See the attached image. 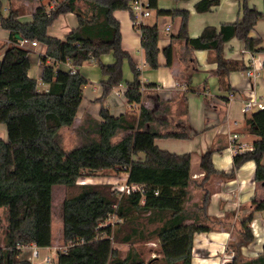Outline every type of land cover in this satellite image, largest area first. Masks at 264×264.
<instances>
[{
  "label": "trees",
  "instance_id": "obj_1",
  "mask_svg": "<svg viewBox=\"0 0 264 264\" xmlns=\"http://www.w3.org/2000/svg\"><path fill=\"white\" fill-rule=\"evenodd\" d=\"M42 1V0H41ZM134 0H59L51 8L37 6L33 20L19 19L20 9L12 3L8 14L0 0V25L8 29L14 43L7 46L0 59V124H5L7 138L0 137V264H33L20 256L18 244L34 243L40 247L52 245L53 186L66 185L63 201L64 243L67 251L59 250L56 264H192L194 237L209 231L213 218L207 214L211 190L202 194V216L188 222L186 201L193 180L190 152L176 153L160 148L157 137H188L186 132H159L146 128L154 119L153 112L142 105L139 115L115 116L108 108L101 109L97 137L67 151L61 145L59 132L73 125L83 99L88 78L80 71L59 67L69 61L81 66L96 60L108 76L100 101L104 102L114 87L124 80L123 64L130 61L134 78L127 82L125 95L131 103L142 101L141 70L132 54L123 47L121 22L115 11L128 10L136 18ZM159 0H148L149 7L160 14L181 16L177 37L191 49H206L217 62L216 74L220 87L233 90L229 75L235 70H247L244 60L227 58L225 43L238 37L252 53L264 51L263 39L250 35L256 23L264 19V11L243 0L242 17L224 23L220 29L208 25L197 37L188 30L189 11L162 9ZM219 0H200L196 7L206 11ZM74 12L78 26L64 38L51 35L49 26L60 15ZM141 45L150 68L160 66L158 25H140ZM18 33L28 41L46 45L42 55V80L48 89L39 90L36 78L29 75L32 49L18 44ZM6 44L1 43L0 47ZM113 52L115 61L104 63L101 57ZM166 64H173L174 50L164 49ZM264 67V60H263ZM249 130L257 135L252 150L234 155L230 172L219 170L213 162L214 148L202 155L205 171L202 184L215 176H233L244 163L255 161L257 180H264V108L247 116ZM126 131L117 141L113 138ZM144 153L143 159L135 156ZM117 170L128 172L127 182L141 184L144 193L132 191L118 196L110 183L79 182L85 174ZM252 208L238 229V239L231 242L232 260L225 264H264L262 253L247 257L242 246L255 236L251 221L256 211L264 209V200L251 202ZM5 208V220L2 211ZM119 218L115 224H105L110 215ZM202 218V220H200ZM5 222V226L3 223ZM159 239V255L146 259L135 247L137 242ZM129 244L125 254L116 244Z\"/></svg>",
  "mask_w": 264,
  "mask_h": 264
},
{
  "label": "crops",
  "instance_id": "obj_2",
  "mask_svg": "<svg viewBox=\"0 0 264 264\" xmlns=\"http://www.w3.org/2000/svg\"><path fill=\"white\" fill-rule=\"evenodd\" d=\"M58 1L3 0L5 13H9L10 3H12L14 7L20 9L19 19L23 22L33 20L38 5L43 4L47 9H51ZM142 1L148 2V0ZM199 1L159 0L158 6L162 9L188 10V30L191 37L199 36L208 25L220 29L222 24L235 22L242 17L243 0H219L217 4L206 11L197 9L196 4ZM247 1L250 6L264 11V0ZM149 10L150 13L140 15V19L141 25H158L160 29V66L156 69L150 68L148 65L145 49L141 45L140 28L134 24L130 12L122 9L115 11L116 17L121 22L123 47L132 54L141 70L142 101L131 103L125 95L127 82L134 78L128 59H125L123 64V82L113 88L104 102L100 101L104 92L102 81L106 80L108 76L102 72L96 60H88L78 67L73 66L69 61L60 62L59 67L80 71L88 78L89 82L84 87L83 99L74 124L68 126V130L65 132H59V136L62 139L66 135L74 137L78 141L91 140L98 135V125L103 120L101 115L103 107L108 108L115 116L125 113L138 116L142 105L149 108L154 114L153 121L147 123L146 128L159 132L188 133V137L185 138L157 137L155 142L162 149L179 154L190 152L192 155L193 180L189 185V194L185 204L189 213L188 222H192L197 216H202L200 209L202 194L206 188L211 190L207 214L213 218L212 221L208 220L212 229L195 234L192 264H225L234 257L231 242L238 239L237 231L252 208V200H264V180L255 178L256 163L251 160L236 170L233 176H215L203 185L202 178L205 171L201 168V159L205 151L214 148L215 167L230 172L234 166V155L237 154L229 148L231 135L238 133L241 140L254 146L257 135L249 130L246 119L258 109L245 112L243 108L246 101L252 98L264 102V79H261L260 69L258 70L259 74L252 77L247 75V70H235L229 75L233 90L221 88L216 74L217 62L214 60L213 53L206 49H191L184 39L177 37L182 17L160 14L156 8L149 7ZM77 26V15L74 12H68L60 15L48 30L51 35L64 38ZM250 35L262 38L264 45V19H260L256 23ZM1 43L6 45L0 47V59L3 58L7 46L14 43L10 31L0 25ZM170 44L173 45L174 57L173 64L168 66L164 49ZM28 47L32 49V66L29 75L37 79L39 90H47L49 85L42 80L43 64L41 61L47 47L41 43ZM224 53L227 58L244 60L250 66L249 69L264 68V51L252 53L246 50L244 42L236 36L225 43ZM101 60L107 64L113 63L115 61L113 52L104 54ZM204 79H207L209 84L202 88H196L195 84L203 82ZM196 94L206 95L204 101L197 106L196 102L189 101L190 97ZM125 133L127 132L120 131L117 134L118 139ZM0 137L7 138L6 125L3 123L0 124ZM135 157L143 159L144 153L140 152ZM123 172L125 173V182H127L128 172ZM251 227L255 238L249 244L242 246V253L247 257H254L264 250V209L255 212ZM53 243L54 240H52V245ZM29 245L35 246L36 244ZM38 247L48 248L50 246Z\"/></svg>",
  "mask_w": 264,
  "mask_h": 264
},
{
  "label": "rangeland",
  "instance_id": "obj_3",
  "mask_svg": "<svg viewBox=\"0 0 264 264\" xmlns=\"http://www.w3.org/2000/svg\"><path fill=\"white\" fill-rule=\"evenodd\" d=\"M260 69V76L261 79H264V68L259 67ZM202 73V72H201ZM205 78H208L204 76ZM209 81L207 79H204L203 82L195 84L196 88H202L204 85H208ZM211 87V85H209ZM197 90V94H198ZM192 95L189 99L192 103L196 102V106L201 104V102L204 101V98L206 95ZM202 100V101H201ZM68 130V126H63L61 128L60 132H65ZM60 134V133H59ZM65 135V134H64ZM68 135V133H67ZM114 141L118 140V136L116 135L113 138ZM61 145L64 147L65 150L70 151L71 149L81 145L85 141H78L74 137H67L65 135V138L59 139ZM110 182L112 186L117 190V194L119 197H121V191H122V186L125 184V173L123 171H117V170H111L107 171L105 173H98V174H85L79 178V182ZM67 188H65L64 184H55L53 186V211H52V218H53V240L54 243L52 246L48 248H39L41 254L38 258L34 259V264H47L45 262L44 257L45 256H51L54 257L55 260L57 261L58 259V251L61 247L64 246V241H63V201L66 196L65 191ZM3 208L2 215H3V221L5 220V214L6 210ZM111 221L112 224H115L118 220V216H112L111 219H108ZM3 226H5V222L3 223ZM125 254L129 248V244H116ZM134 247L142 254L145 256L146 259H150L154 257V254H159L158 250L160 248V243L157 238H153L148 241H143V242H137L134 244Z\"/></svg>",
  "mask_w": 264,
  "mask_h": 264
},
{
  "label": "built area",
  "instance_id": "obj_4",
  "mask_svg": "<svg viewBox=\"0 0 264 264\" xmlns=\"http://www.w3.org/2000/svg\"><path fill=\"white\" fill-rule=\"evenodd\" d=\"M132 7H133L135 14H136V18L133 20L134 24L136 26L140 27V25H141L140 15H148L150 13L149 3L148 2L145 3L142 0H134L132 3ZM18 44L21 46H27L28 47L29 45L37 46V45H39V42L37 40L30 42L22 35L21 37L18 38ZM258 68L259 67L247 69V75L249 77L257 76L259 74ZM261 108H264V102L261 100H258L256 98H252V99L246 101L243 110L245 112H251L254 109H261ZM229 148L234 153H240L243 151L252 150L254 148V146L249 145L244 140H241L238 133H233L230 137ZM132 191H140V192L144 193L145 189H144V186L141 184H134V183L130 184L128 182H125L124 186H122L121 194L130 193ZM112 216H117V215L112 214L109 216L108 219H111ZM108 219H107L105 224L111 223V221H109ZM118 220H119V218H118ZM18 247L20 249V256L26 257V258L30 259L31 261H33L35 258H38L41 254L39 247L37 245L32 246L29 244H26V245L18 244ZM59 250L67 251V245L64 244V246L61 247ZM44 259H45V262L47 264H56V262H57L55 260V258L51 257V256H45Z\"/></svg>",
  "mask_w": 264,
  "mask_h": 264
},
{
  "label": "water",
  "instance_id": "obj_5",
  "mask_svg": "<svg viewBox=\"0 0 264 264\" xmlns=\"http://www.w3.org/2000/svg\"><path fill=\"white\" fill-rule=\"evenodd\" d=\"M21 36H22V35H21L20 33L17 34V37H18V38L21 37Z\"/></svg>",
  "mask_w": 264,
  "mask_h": 264
}]
</instances>
